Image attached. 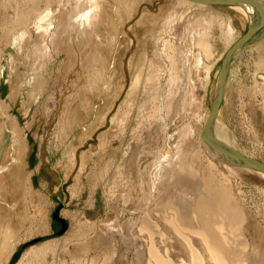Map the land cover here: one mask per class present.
<instances>
[{"label": "rangeland", "instance_id": "obj_1", "mask_svg": "<svg viewBox=\"0 0 264 264\" xmlns=\"http://www.w3.org/2000/svg\"><path fill=\"white\" fill-rule=\"evenodd\" d=\"M176 1H102L103 16L107 17L110 13L113 23L116 24V33L123 38L121 50L116 45V49H118L116 51L108 48L111 50L110 53L112 55L106 51L104 52L106 58L107 56L111 58L115 53H119L117 63L119 68L121 65L120 76L115 81V85L112 86L110 95L109 93L107 96L104 95L101 83L98 95L85 89L88 87L89 72L93 70L91 67L92 60L89 57L91 50L89 49L90 47H85V45L81 44L82 36L74 32L71 39L67 42L70 51L66 50L64 45L62 53L59 52L58 57L53 62L47 63L45 61L46 66L43 67V70L34 71L40 77L42 76L44 80V85L41 84V87L36 86V88H39L37 101L31 102V99L28 98L29 89L24 88L21 94L24 99V105L21 106L18 100L17 103H13L14 109L10 102L12 98L10 94L15 90L17 92L20 88V77L14 76L13 73L15 71L19 73L22 70L27 72L28 63L32 62L30 53H32L34 45L41 40L48 43L49 35L52 34L53 30H58V34L63 30L64 20L60 16L57 17V14H59V11L64 12L69 8L63 4H52L48 9L50 13H54L56 17L55 23L50 28L45 26L41 31L34 26L33 15H35V10L32 9L34 4L22 3V0H20L18 3L13 2L6 9L3 8L2 3L0 4V56H5L6 50H10L12 58L15 60V67L10 69L12 76L8 78V83L0 85V94L3 96L0 99V125L5 133L4 139L0 140L2 148L0 170L6 166L10 168L14 166V163L10 162L12 156L16 157V154H13V151L11 152L14 140H12L13 122L10 117L15 116V114L20 120L19 127L21 125L23 130H26V126L30 127L27 130L30 138L27 149L31 157V163L23 166L22 170L13 169L12 171L15 172L13 174H7V171H0L1 207L7 208L12 204L6 203L4 197L7 192L15 190V188L18 202L21 206L16 211V214H12L8 208V212L5 208H2L5 215H0V264H139V258H142V261L145 260L143 264H147L146 249L152 243L163 256H166L168 252L173 264H180L179 261L181 259L185 260L187 264L190 262L192 264V260H189L190 253H186L187 250L191 247V244L199 252L201 249L199 238L191 232V229L197 230L196 225L190 226L191 229H178L180 230L178 233L173 225L175 217L179 218V215H176L177 211L175 215H172L173 212L163 209L157 214L137 215L136 209L141 206L139 202H142L141 204L144 203V194L147 193L149 179L145 178L143 180L142 187L139 186L137 181L144 174L145 171L143 170L146 165H149L153 159L154 162L157 160L158 147L155 144L156 139H153L154 133L150 139L145 127V130L143 129L144 133H142L143 145L141 148L143 150L141 151V148H138L140 135L133 133L137 123L142 119L140 118L142 113L137 108L144 109V113H147V109H149V105L145 102L147 99L145 94L139 91L137 92L138 94L134 95L131 110L125 104L126 93L133 78L130 72H135V69L130 71L129 64L133 60L132 56L137 52V46H144V43L139 42L145 41L144 38L146 36L145 28L139 24L140 19L143 16L150 18L152 15L165 14L168 12L166 10H170L173 7L172 5L176 4ZM254 1L261 6L263 5L264 10V0ZM42 3H40L41 5L38 4L37 7L41 9L43 7ZM29 5L30 7H28ZM221 6L227 10L231 8V6L227 5ZM37 7L36 11L39 10ZM118 7L121 10L119 17L115 16L117 12H113L116 8L119 10ZM161 9L163 10L161 11ZM205 9L209 8L206 7ZM21 10L24 11L21 12ZM244 18L246 20L240 17L242 20V26H240L241 36L245 34L251 23L248 22V17L245 16ZM57 20L60 22L63 20V23L59 24ZM28 23H30L29 26ZM14 26H17L16 29L21 28L23 30V27H28L25 29L30 33L31 39L27 38L28 42L23 43V52L21 51L20 53L9 44L10 35L8 32ZM262 26L242 45L231 60L224 85L226 99L221 106V110L223 119L229 128L233 141L236 143L234 146L237 152L243 157L258 160L264 164V110H262V108L264 109V83H262L261 77L264 71H256L255 65L259 56L264 55V36L261 45L255 42L257 39L255 36L264 33V24ZM60 27L61 30H59ZM101 29V26L95 27V33L92 34V37L102 35ZM120 31L121 33H119ZM125 41H127V44L129 43L128 47L125 46ZM131 41L133 42L132 44ZM257 45H259V48L256 47ZM28 56H30V59H28ZM107 60L104 69H102L103 71H100L102 79L104 76L105 79L110 74V70L107 71L110 66L107 64L112 60ZM5 62L7 63V61ZM220 64V61L217 62L214 70L210 72L211 86L208 89L210 92L212 91V94L209 93L208 95L209 110L215 93L216 70H219ZM104 70L105 73H103ZM205 74L206 72L201 71L203 78ZM253 74H255V77ZM54 76L55 78H53ZM254 83L258 84L257 87L262 88L263 93H258ZM199 89L198 94L202 97L203 91ZM77 93L83 94L82 97L79 99L75 98ZM6 98H9V102L5 101L3 103L2 100ZM143 104L147 106H143ZM72 108L74 112L70 113ZM126 111L130 113L128 119L123 115ZM192 113L193 115H191ZM192 113L180 116L178 114L175 115L174 122L171 121L168 131V135L171 138L165 141V145L160 144L162 155L164 154L163 157L165 158L175 154V172L180 169L184 172L199 173L202 177L208 176L209 178H204L208 183L214 185L211 189L212 192L220 189L221 184L222 186L225 185L223 187H226L229 195L238 198L237 205L245 209L244 212L247 216V221L242 225V233L247 242V246L244 249L246 254L244 252L243 254L245 257L248 254L247 257H249L253 252H257L264 257V253L262 254L264 252V198L257 190L260 186L264 188V177H259L253 171L241 170L237 171V176L235 174L232 176L223 168V163L221 164V162L213 158L208 157L215 161L217 165L219 164L216 169L207 168V165L202 160L192 159L191 154L199 149V131L201 130L202 118L207 115V110L199 105ZM120 118H123L122 121ZM119 121L121 122L119 123ZM69 123L77 126L71 136L72 141L74 140L72 155L76 159L72 163L69 162V164L65 158L64 162L55 163L60 158V151H62V148L57 145V132L61 127L67 126ZM188 127L193 130V134L189 136V140L184 144L185 136H187L185 130ZM153 142L155 146L152 144ZM173 144H175V147L177 145L180 146L178 151L172 149ZM128 149L132 152L134 151V154L139 149L140 154L138 156L141 155V157H138L139 163H136L139 166L131 160L129 165L128 158L126 160L125 157L123 158L124 150ZM37 150L41 161L39 174L34 168L37 165L35 163ZM68 150H70V147L67 150L64 149L62 153H68ZM19 151L26 153L23 149ZM128 155L130 157L132 153H128ZM136 156L137 154L135 158ZM83 157L86 159V168L84 176L80 179L82 172L80 171L82 167L81 159ZM91 157L92 159H89ZM211 157L213 156L211 155ZM10 163L11 165H9ZM170 167H173V165L171 164ZM41 181L42 183H40ZM10 182L16 186L14 189L8 188L11 185ZM43 182L47 187L46 190L43 187ZM170 183V181L166 180L164 184L159 185V189L163 194L161 197H164L167 201L175 199V190L178 189L176 185H179V182H175V185ZM257 185L259 186L257 187ZM232 199L231 197L230 200ZM188 205H190L189 202ZM56 211H58L59 217L63 218L68 224L64 231L52 218ZM187 211L188 215L186 216L192 221L193 215L190 210ZM66 212L67 214H65ZM78 215L80 216L78 217ZM34 216L36 219L33 218ZM50 222L56 224L52 230L49 226ZM67 233L68 235L66 236ZM5 234H7V238L3 241L2 238ZM228 234L229 242H235V239L230 238L229 232ZM34 240L37 241L29 243ZM184 245H186L187 250ZM30 248H36V251L29 256L25 255L26 251H30ZM247 257L246 259H248ZM246 259H244L246 261L245 264H251L250 259Z\"/></svg>", "mask_w": 264, "mask_h": 264}, {"label": "bare ground", "instance_id": "obj_2", "mask_svg": "<svg viewBox=\"0 0 264 264\" xmlns=\"http://www.w3.org/2000/svg\"><path fill=\"white\" fill-rule=\"evenodd\" d=\"M19 1L20 0H1L0 4L2 3L3 8L6 9L13 2L18 3ZM102 1L101 0H22V3L34 4L33 5L34 7H32V9L35 10V15H33L34 26L38 27L39 30L45 28V26H48L50 28L55 23L56 17L54 13H50V10L48 9L52 4L53 5L63 4L69 9L64 12L59 11V14H57V17L60 16V18L64 20V23L62 22L63 20L61 22L57 20L59 24L60 23L64 24L63 25L64 28L62 27L63 30L61 32L59 31L61 34L57 33L58 30L57 31L53 30L52 34L49 35L50 38L48 40V43L42 40L36 43L32 49V53H30L32 56V62L28 63L29 67L27 68V72L22 70L19 71V73L18 71L17 72L15 71V73H13L14 76L17 75L20 77L19 78L20 88L18 89L17 92L15 90L10 94L12 97L10 99L12 108L14 107L13 103L14 102L17 103L18 100L21 106L24 105L23 104L24 99L21 95L24 88L29 89L28 98L31 99V102L32 101L35 102V100L38 98L37 92L39 90V88H36V86L41 87V84L44 85L43 83L44 80L42 76L40 77L34 71L38 69L43 70V67L46 66L45 61H47V63L53 62V60H55L56 57H58L59 52L62 53L64 45L66 47V50L70 51V47L69 44H67V42L68 40L71 39L72 34L74 32L82 36V40L80 39L82 41L81 44H83V46L85 45V47L86 46L90 47L89 49L91 50V55H89V57H91L92 60L91 67L93 70L92 71L90 70L89 72L90 78L87 85L88 87H86L85 89H88L93 94L98 95L100 92L99 86H101L100 85L101 83L103 85L102 92L104 93V95L107 96L108 93L110 95V92H112V86L115 85V81L120 76L119 70L121 69V65L119 68V64L117 63V56L119 55V53H115L111 58H109L108 56L106 58L104 52L106 51L109 54L111 51L109 49H112L113 51L114 50L116 51L118 49L121 50L123 38L119 36L120 34L116 33V29H115L116 24L113 23L112 21L113 19L110 13L107 17L103 16V6H101ZM41 2H43L42 3L43 7L41 6L42 8L40 9L39 7H37V5L40 4ZM214 5L207 3L205 4L199 3L196 0H177L176 4L172 5L173 6L172 8H170L169 6L170 10H166L168 11L167 13L160 14L157 16L152 15L150 18L149 17L146 18L145 16H143L142 19H140L139 24L143 25V27L145 28L146 36L144 35L145 41L139 42V43H144V46L142 45L137 46V52L132 56L133 60H131L129 64L130 71L135 69V72L132 73L130 72V74L133 75V78L131 79L130 86L126 93L125 104L131 110V108L133 107L132 99L134 95L139 91H142V93L145 94L147 98L145 102L147 103V105H149V109H147L148 110L147 113H144L143 112L144 109L136 106L138 107L137 109L140 111V113H142V115L140 116V118L142 119H140L139 123H137V127H135V129L133 128L134 129L133 133L140 135V138L138 139L139 149L143 145V141H142L143 139L142 133H144L143 129L146 127L145 129L150 139H151V135L154 133L153 139L154 138L156 139L155 144L158 147V148L156 147L158 149V152L156 153L157 160L154 162L153 159V161L149 163V165H146V167L143 170L145 171L144 174L141 175V177H139V180L137 179L138 180L137 182L140 187H142V182L145 178L149 179V184L147 185L148 187L147 193L144 194L145 195L144 197L145 200L143 201L144 203L141 204L142 202H139L140 203L139 205L141 206L138 207L137 205L138 208L136 209V211H137V215H150L151 213L157 214V212L161 211L162 209L168 212L171 211L173 212L172 215H175V212L177 211L176 215H179V218L175 217V221L173 225L176 229L175 231L178 233L180 231L178 229H191L190 226L196 225L197 230L191 229L192 231L191 230L190 231L193 232V234L197 235V237L200 240V244H201L200 252L193 244H191V247L189 246L190 248L188 247L190 251L189 249L187 250V248L185 247L186 245H184V247L187 250L186 253L188 254L190 253L189 254L190 258L189 257L188 258L189 260L190 259L192 260V264H245L246 261H244V259H246L248 254L246 257L243 254L244 249L247 246L246 245L247 242H246V238L244 237V234L242 233L243 232L242 225L245 223V221H247V216L244 212L245 209L237 205L238 198L236 196H230L229 191L226 189V187H223L225 185L222 186V184L220 189H218L215 192H212L211 189L212 186L214 185L208 183V181L205 179V178H209L208 176L202 177V175L199 173L184 172L178 168H177L178 171L175 172L176 170L175 154L164 158L163 157L164 154L162 155L161 152L162 147L160 145L161 143L165 145V141L171 138V136L168 135V131L171 126V121L174 122L173 120L175 119V115L177 114L178 116L188 115V113L194 112L195 109L200 105L201 107L207 110V115L204 118H202L203 120H202L201 130L199 131V141H200L199 149L195 153L191 154V158L202 160L209 169H213V168L216 169L218 168L219 164L217 165L215 161L209 159V158H213L218 162H221V164L223 163L222 164L223 168H225L227 170V173L232 176H234V174L236 175L238 173L237 171L241 170L248 172L253 171L259 177L261 178L264 177L263 172L257 170L256 172L254 171L255 169L241 167V166H234L224 163L222 161L223 157L217 152L211 150L209 146L205 144L204 139L201 137L202 128L210 113V110L208 109L209 107L208 95L209 93L212 94V91L210 92L208 89L211 86L210 72L214 70V67L216 66L217 62L222 61L224 55L232 47V45L240 39L242 35L241 27H240L242 26L241 25L242 20L240 19V17L246 20L244 18L246 16L248 17V22H251V19L255 15V9L253 8L252 5L248 3L242 5L240 4L229 5V4L218 3ZM221 5L231 6V8L230 7L228 8L233 10L230 9L227 10L225 8H222ZM35 6L37 7V9L39 8V10L36 11ZM259 6L262 11V15L264 19V10L262 7L263 5L261 6L259 4ZM28 7H30V5ZM206 7L209 9H205ZM162 10L163 9H161V11ZM23 11L21 10V12ZM27 11L29 12V10ZM120 11H121L120 8L119 10L117 8L116 10L115 9L113 10V12H117L115 13L116 14L115 16L120 15L119 14ZM29 24L30 23H28V26ZM97 26H101L102 35L100 36L95 35V37L93 38L92 34L95 33V27ZM16 27L17 26H14L8 32V34L10 35L9 44L10 46L14 47L18 51V53H20L21 51L23 52L22 50L23 43L27 41V38L28 39L30 38V33L26 30L28 27L27 28L23 27L24 30L21 28L16 29ZM59 30H61V27ZM119 33H121V31ZM263 36L264 33L255 36L257 38L255 42L260 43L261 45V42L263 41ZM132 43L133 42L131 41V44ZM124 44L126 47H128L129 45V43L127 44V41H125ZM116 45L117 47H119L118 49H116ZM256 47L259 48V45H257ZM110 55L112 54L110 53ZM28 57H29L28 59H30V56ZM67 58L69 59V57ZM106 59H108L107 61H109V59L112 60L110 63L107 64L110 66V69L107 70V71L110 70L109 71L110 74L105 79H104L105 76L102 79L100 75L102 73L100 71H103L102 69H104V66L106 65ZM231 60L229 61L228 69L230 67ZM5 61H7V63ZM14 63L15 60L14 58H12L10 50H6L5 56L2 57L0 56V71H1L0 85H3L2 83H6L8 81V78L12 76L11 74L12 72L10 69H13V67H15ZM255 65H256V71L257 70L264 71V55L259 56ZM219 70H216L217 76ZM201 71L206 72L204 78L203 75H201ZM103 73H105V70ZM253 75L255 77V74ZM261 77L263 80L262 83H264V74L261 75ZM53 78H55V76ZM226 78H225V82H226ZM224 85H223L222 101L216 113L217 115H215L216 118L214 117L212 122V134H213V138L216 141L223 143L225 146L237 151L236 147L234 146V144L236 143L235 141H233V137L231 136L229 128L222 116L221 106L224 100L226 99ZM254 85L258 89V93L259 92L263 93L262 88L257 87L258 84L254 83ZM198 88H200L203 91L202 97H200L201 95L198 94ZM77 94H75L76 95L75 98L78 99L81 98L83 95V94L80 95V93ZM1 97L3 96L0 94V99ZM5 101L9 102V98L2 100L3 103H5ZM147 105L143 104V106H147ZM262 110L264 109L262 108ZM73 112L74 109L73 108L70 109V113ZM129 114L130 113L127 111L123 113V115H125L127 119L129 118L128 117ZM191 115H193V113ZM16 116L17 115L15 114V116L10 117V119L13 122L12 140H14L13 146L11 147V152L13 151V154H16V157L13 156L11 157L10 162L14 163V166H12V168L6 166L0 170V171H7V174L15 173L14 171H12L13 169L22 170L23 166L29 165L31 163L30 153L27 149L30 139L27 134V130H29L30 127L28 128V126H26L25 127L26 130H23L21 125L19 127L20 120L18 119V116L17 117ZM121 121H119V123ZM75 128H77L76 125H74L73 123H69L67 126L61 127L57 132L56 135L57 145L60 148H62L61 149L62 151L64 149L67 150L69 147L70 150H68V153L67 152L62 153V151H60V158H58L55 161V163L67 159L68 161L66 160V162H68L69 164V162L72 163V161L76 159L74 158V155H72L74 140L72 141L71 139V136L76 130ZM185 133L187 136H185L184 144L185 142L187 143V141L189 140V136L193 134V130L190 129V127H188L185 130ZM4 135L5 133L3 131V127L0 125V140L4 139ZM152 144H154V142ZM179 148L180 146L177 145L175 147V144H173L172 146V149L174 151L175 150L178 151ZM18 149L19 150L23 149L25 150L26 153L19 151ZM139 149L138 151L136 150L137 152L135 154L133 153L134 151L132 152L130 151V149L124 150L123 158L125 157V160L128 158V164L130 160L134 161L135 164L139 163L138 159L141 157V155L138 156L140 154ZM1 150L2 148L0 145V154H1ZM142 150L143 149L141 148V151ZM204 152L206 155L204 154ZM128 153H132V155L133 154L134 155L133 156L131 155L132 157L131 156L128 157L129 156ZM136 154L137 156L135 158ZM211 155L213 157H211ZM89 159H92V157ZM40 162L41 161L39 157V151L37 150V155L35 157V163H37V165L34 168L36 172H38V174L40 172L39 170ZM11 163L9 165H11ZM81 164L82 167L80 171L82 172L80 175V179H82L85 173L84 172L86 168L85 157L81 159ZM171 164L173 165V167H170ZM141 171L139 172L141 173ZM166 180L170 181L171 182L170 184L173 183V185H175V182H179V185H176L178 189L175 190L176 191L175 199H170L169 201L164 199V197H161V195L163 194L159 189V185L164 184V181ZM258 186L259 185H257V187ZM257 190L264 198V188L260 186L258 187ZM231 197L233 198L232 200H230ZM4 201H6V203H12L11 205H9V207H7L8 209H10L9 211H11L12 214H16V211L19 208H21L20 203L18 202L16 188L15 190H10L9 192H7V194L4 197ZM188 202L190 203V205H188ZM1 205L2 204L0 202V215H5L3 214L4 210L2 208H5V210H7V208L1 207ZM187 210H190L191 214L193 215L192 221L186 216L188 215ZM65 214H67V212ZM58 217H59V213H58ZM65 224L67 228V223L65 222ZM55 225L56 224L50 222L49 226L51 230L55 228ZM228 232L231 235L230 238L235 239V242L234 241L232 243L229 242ZM6 238L7 236L4 235L2 240L5 241ZM188 244L190 245V243ZM255 244H259V243H255ZM35 249L36 248H30L29 249L30 251L29 252L26 251L25 255L29 256L31 253H34V251H36ZM263 253L264 252H262V254ZM146 254L148 257L147 264H173L168 256V252L166 253V256H163L153 243L150 244V246L148 245L146 249ZM259 254L257 252H253V254L247 257L248 259L246 260L250 259L249 261L251 262V264L264 263L263 255L261 254L259 255ZM144 262L145 260L142 261V258L141 259L139 258V264H143ZM179 262L180 264H187V262L183 259H181ZM189 264H191V262Z\"/></svg>", "mask_w": 264, "mask_h": 264}, {"label": "water", "instance_id": "obj_3", "mask_svg": "<svg viewBox=\"0 0 264 264\" xmlns=\"http://www.w3.org/2000/svg\"><path fill=\"white\" fill-rule=\"evenodd\" d=\"M199 3H207V4H250L255 9V15L251 19V23L248 26L247 31L243 36L240 37V39L232 45V47L226 52L224 55L222 61H221V67L217 76L216 81V87H215V93L212 98L211 108L209 116L206 119V122L204 124V127L201 131V137L204 139V142L206 145L209 146V148L218 154H220L223 157V162L226 164L234 165V166H241V167H247L251 169H255L257 171L264 173V164L259 162L255 159L245 158L237 151L225 146L223 143H220L216 141L213 138L212 134V122L213 119L218 111L219 105L222 101V95H223V85L225 82V78L228 71V65L229 61L233 58V56L239 51V49L242 47V45L254 34L256 33L264 24V19L262 15V11L260 9V6L258 3L252 1V0H196ZM52 218L62 227V231L66 229V224L64 220L60 217H58V211H56ZM37 240H34L29 243H34Z\"/></svg>", "mask_w": 264, "mask_h": 264}, {"label": "crops", "instance_id": "obj_4", "mask_svg": "<svg viewBox=\"0 0 264 264\" xmlns=\"http://www.w3.org/2000/svg\"><path fill=\"white\" fill-rule=\"evenodd\" d=\"M228 73V72H227ZM9 183V182H8ZM11 183V185L10 186H8V188H12V189H14L16 186L15 185H13V183L12 182H10ZM42 183V182H41ZM43 187H44V189L46 190V185H45V183H43ZM1 194V193H0ZM67 216V215H66ZM80 215H78V217H79ZM34 219H36V217L34 216L33 217ZM51 220V219H50ZM67 223V222H66ZM67 227H68V224H67ZM5 235H7V234H5ZM68 235V233L66 234V236Z\"/></svg>", "mask_w": 264, "mask_h": 264}]
</instances>
